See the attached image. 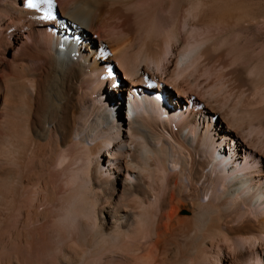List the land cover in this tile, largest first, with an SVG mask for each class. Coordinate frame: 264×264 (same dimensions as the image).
Here are the masks:
<instances>
[{"label":"bare ground","instance_id":"obj_1","mask_svg":"<svg viewBox=\"0 0 264 264\" xmlns=\"http://www.w3.org/2000/svg\"><path fill=\"white\" fill-rule=\"evenodd\" d=\"M27 2L0 0V30L29 32L13 54L33 59L0 104V264H264V142L225 98L246 77H202L218 37L249 53L256 17L220 0Z\"/></svg>","mask_w":264,"mask_h":264},{"label":"rangeland","instance_id":"obj_2","mask_svg":"<svg viewBox=\"0 0 264 264\" xmlns=\"http://www.w3.org/2000/svg\"><path fill=\"white\" fill-rule=\"evenodd\" d=\"M221 3L223 2V6L225 5V9L232 11V12H237L240 13L241 15H252L256 17L257 23L255 25V28L253 29L258 38H256L257 41L254 40V43L251 44L249 53H242V50L236 52L235 54L230 55V57L226 56L224 51L232 46L231 42L228 39L227 41H224V37H218V41L216 40V47L219 49L218 54L214 56V58L211 60L212 62H208L202 69V77H206L209 74H220L222 73L226 67L234 65H239L240 68L243 70V78H248L244 79L245 80V85H248V88L245 89L243 86H241L238 91L242 90L245 93L243 96V92L241 94H238L240 92L235 90V92H238L235 94V92H226L225 93V98L229 102L238 103L237 105L239 107L238 110L240 109H245L242 110L241 112H238L237 115H240L238 122H237V128L240 129L243 132L244 137H248L250 139L253 136L252 141L256 144H263L264 142V115L262 116L263 120H260L253 124L251 127L250 123L252 124L253 120L255 117L262 115L263 110H264V47L262 46V42L264 40V0H220ZM193 3V9L195 10L197 7V0H191ZM196 2V3H195ZM158 20H156L157 22ZM210 21H212L210 19ZM159 23V21H158ZM49 28V26H46V28ZM13 25L10 22L9 24L5 25L2 27L0 30V104L2 103H8V96L10 94L9 87L7 86V79L11 76L12 69L15 64L17 63H30L33 59L31 58L26 59L24 58H16V53L13 54L14 52H17L19 45L26 46V44H29V38H28V33L25 32L23 34V39L21 40L22 42L18 44H14L13 38H12V30H13ZM237 34L240 35V32H236ZM236 35V34H234ZM262 36V37H261ZM220 38V39H219ZM263 38V39H262ZM165 49V48H164ZM167 49V48H166ZM168 50V49H167ZM169 50L167 51V55L170 54ZM34 61L38 62L39 58L34 57ZM1 62L3 64H1ZM17 62V63H16ZM122 75V73L120 72ZM206 75V76H205ZM246 75V76H245ZM246 85V86H247ZM157 86V85H154ZM262 92V93H261ZM229 93V94H228ZM172 94L176 97L177 94L173 92ZM237 97H235V95ZM231 95V97H230ZM234 95V97H233ZM127 96V92H126ZM228 96V97H226ZM234 98V99H233ZM230 99V100H229ZM233 99V100H232ZM238 100V101H237ZM236 105V106H237ZM248 108V109H247ZM254 108V109H253ZM256 108V109H255ZM262 110V111H261ZM243 112V113H242ZM244 114V115H243ZM254 115V116H253ZM243 120V122H241ZM9 119H5V126L8 131H11L10 125L12 127L11 122H8ZM241 122V124L239 123ZM245 122V123H244ZM239 125V126H238ZM241 125V126H240ZM245 125V126H243ZM243 126V127H242ZM247 126V127H246ZM257 126V127H256ZM246 127V128H244ZM10 128V129H9ZM255 128V130H254ZM247 130V131H246ZM252 131L254 132L253 135ZM246 132V134H244ZM256 135V136H255ZM250 137V138H249ZM257 137V139H256ZM256 140H255V139ZM259 164V163H257ZM263 237L260 236L258 238L261 240ZM232 243V244H231ZM230 246L228 247V250L230 253H232V256L236 255L235 252L237 251V247H242L241 241L240 240H234L231 241ZM234 243V244H233ZM238 245H235V244ZM234 246V247H233ZM238 255V254H237ZM236 257V256H235ZM250 258V253H242L241 255H238L237 258H235L239 263H246V261Z\"/></svg>","mask_w":264,"mask_h":264},{"label":"snow or ice","instance_id":"obj_3","mask_svg":"<svg viewBox=\"0 0 264 264\" xmlns=\"http://www.w3.org/2000/svg\"><path fill=\"white\" fill-rule=\"evenodd\" d=\"M46 2L49 3V4H51L52 3V0H46ZM27 6L28 7H33L34 6L33 3H32V0H28Z\"/></svg>","mask_w":264,"mask_h":264}]
</instances>
